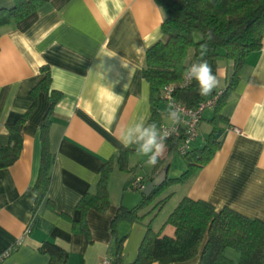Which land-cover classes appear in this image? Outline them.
Here are the masks:
<instances>
[{
    "label": "crops",
    "instance_id": "1",
    "mask_svg": "<svg viewBox=\"0 0 264 264\" xmlns=\"http://www.w3.org/2000/svg\"><path fill=\"white\" fill-rule=\"evenodd\" d=\"M13 6L14 0H0V8ZM163 18L154 0H46L14 25L0 28V147L9 142L6 124L31 109L20 125L18 159L0 168V254H5L0 264H47V254L39 251L45 240L67 251L66 264H100L106 253L112 255L110 223L122 192L131 190L135 177L146 184L159 167L145 163L143 169L142 157L132 153L127 171H112L109 207L86 213L90 239L74 232L61 214L78 219V200L94 189L108 159L125 148L119 142L121 129L149 119V85L142 77V67L146 49L161 38ZM41 67L49 70V91L61 96L48 115L56 153L50 185L37 204L32 188L40 166L41 122L50 106L46 91L31 93L44 76ZM232 68L231 60L219 59L217 78L221 82L216 89L227 87ZM160 111L161 121H166L165 105ZM219 114L227 121L212 134L219 148L211 160L189 182L172 183L160 191L159 198H168L152 227L161 235L174 236V227L163 223L183 196L209 202L216 210L228 207L264 220V38L261 49L241 68ZM213 115L214 109L204 110L191 148L203 145ZM168 148L166 144L163 158ZM161 166L167 170L166 178L186 169L183 162L175 168ZM115 176L118 181L112 188L110 181ZM47 200L54 204L53 210ZM116 229L119 236H126L122 264H130L146 227L142 222L123 220ZM225 254L238 260L232 249ZM198 257L168 264H196Z\"/></svg>",
    "mask_w": 264,
    "mask_h": 264
},
{
    "label": "trees",
    "instance_id": "2",
    "mask_svg": "<svg viewBox=\"0 0 264 264\" xmlns=\"http://www.w3.org/2000/svg\"><path fill=\"white\" fill-rule=\"evenodd\" d=\"M46 0H14L11 8H0V28L11 26L33 13ZM161 8L164 18L161 23V38L150 45L144 56L142 77L149 85L150 116L146 123L156 122L159 126L162 116L160 107L165 100L162 89L169 83H179L185 68L201 59V46L206 45V59L217 75V63L220 58L233 62L229 83L225 87L214 115L209 121L211 131L199 148H191L184 155L186 169L179 176L166 180L145 198L142 205L127 211L120 205L111 220L110 232L113 237V264H122V243L125 235L117 233L119 221L142 222L146 227L144 237L138 247L135 260L130 264H168L186 262L198 257L196 264H264V220L249 218L222 207L219 210L204 200H194L183 196L167 215L163 225L174 227V236L161 235L154 231L152 221L157 211L166 202L168 196L159 198L160 191L169 184L189 182L205 166L219 148V141L212 138L226 119L219 114L220 105L226 100L227 92L239 79V72L248 57L257 53L264 38V0H154ZM196 37V39L194 38ZM210 37V39H209ZM44 76L32 89L34 94L44 90L49 95L50 106L41 122L40 166L33 186L38 204L48 191L55 150L50 140V121L48 115L61 93L49 91L50 74L41 67ZM216 89H214L215 91ZM213 91V92H214ZM208 96L198 93V85L192 81L187 88H177L173 98L187 107H194ZM31 109L12 123L6 124L9 142L0 147V168L14 163L22 149L20 125L25 121ZM182 138L181 133L170 137L166 144L168 150L176 148ZM136 153L135 147L123 148L112 155L100 170L98 180L91 192L84 193L76 204L78 219L72 220L66 214L61 216L70 221L72 230L90 239L86 222V213L93 209L104 212L109 207L108 181L114 169L127 171L130 154ZM163 157L155 167L162 170ZM156 176L146 180V184ZM49 209L54 204L47 200ZM204 241V243H203ZM232 249L238 254L235 262L225 251ZM47 254V264H66L68 253L55 243L45 240L39 247Z\"/></svg>",
    "mask_w": 264,
    "mask_h": 264
},
{
    "label": "clouds",
    "instance_id": "3",
    "mask_svg": "<svg viewBox=\"0 0 264 264\" xmlns=\"http://www.w3.org/2000/svg\"><path fill=\"white\" fill-rule=\"evenodd\" d=\"M206 50V45H202L201 59L188 65L183 73L187 81L197 83L198 93L201 96L211 95L220 83L212 66L206 59H203ZM181 117V110L177 109L174 104H170L167 118L173 124H180ZM170 136L171 132L166 129L162 130L156 122L145 123L141 120L121 129L119 142L125 148L134 146L138 155L147 157L146 164L148 166H155L166 152V141Z\"/></svg>",
    "mask_w": 264,
    "mask_h": 264
},
{
    "label": "built area",
    "instance_id": "4",
    "mask_svg": "<svg viewBox=\"0 0 264 264\" xmlns=\"http://www.w3.org/2000/svg\"><path fill=\"white\" fill-rule=\"evenodd\" d=\"M193 63V62H192ZM191 82L184 78V75L179 83H169L162 89V96L165 100L164 104L166 107V121H161L159 127L163 130L166 129L171 132V136L181 133L182 138L176 145V151L181 155H185L191 147V143L196 139L198 135V125L201 120L202 114L206 109H213L219 102L220 97L223 94L224 89H216L211 95L205 99L199 101L194 107H187L186 105L178 102L173 98V92L177 88H187ZM174 104L177 109L181 110L182 122L180 124H173L167 118V112L169 111V105ZM175 129V131H172ZM169 137V138H170ZM145 183L142 182L141 178L135 177L130 182V188L132 191H142L145 187ZM29 231V226L26 228V232ZM5 254H0V262ZM100 264H113L112 256L106 253Z\"/></svg>",
    "mask_w": 264,
    "mask_h": 264
},
{
    "label": "water",
    "instance_id": "5",
    "mask_svg": "<svg viewBox=\"0 0 264 264\" xmlns=\"http://www.w3.org/2000/svg\"><path fill=\"white\" fill-rule=\"evenodd\" d=\"M166 169H163L159 174L151 181H149L144 189L140 192L125 190L122 192L120 206L127 211L137 209L144 202L145 198L150 196L153 190L160 186L166 180Z\"/></svg>",
    "mask_w": 264,
    "mask_h": 264
},
{
    "label": "rangeland",
    "instance_id": "6",
    "mask_svg": "<svg viewBox=\"0 0 264 264\" xmlns=\"http://www.w3.org/2000/svg\"><path fill=\"white\" fill-rule=\"evenodd\" d=\"M194 38L196 39V37H194ZM219 81L221 82V80H219ZM133 154H137V152L133 153ZM140 157H142V159H140V161H141V165L144 169V167L146 168V164H145L146 162H144L145 157L141 156V155H140ZM137 158H139V155H137ZM161 162H162V165H164V167H165V165L170 164L172 168H175L178 164H180V162L186 163V160L184 158V155H181L178 151H176V148L175 149L173 148L170 150L169 153H167V155L165 156V158H163V160ZM139 169H140V167H139ZM117 181L118 180H117L116 176L111 179L110 182H111L112 188L114 187V184Z\"/></svg>",
    "mask_w": 264,
    "mask_h": 264
}]
</instances>
